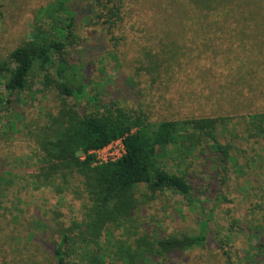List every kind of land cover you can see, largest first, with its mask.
Listing matches in <instances>:
<instances>
[{
  "label": "trees",
  "instance_id": "trees-1",
  "mask_svg": "<svg viewBox=\"0 0 264 264\" xmlns=\"http://www.w3.org/2000/svg\"><path fill=\"white\" fill-rule=\"evenodd\" d=\"M190 1L202 15L210 14L215 18L210 21L213 26L209 30L221 33L208 40L203 34V38L222 47L223 56L233 61L226 68L227 95H231L232 103L229 107L245 109L248 114L151 121L144 114H132L116 104L103 111H82L78 100L88 84L75 88L77 78L70 72L80 69L75 64L87 67V59L91 57L95 63L108 52L105 37L113 36L124 24L128 16L127 0H54L40 10L31 39L0 61V127L4 123L8 130L18 131L17 122L4 120L2 113L15 110L17 97L32 90L40 77L42 85L54 86L61 97L58 114H47L49 125L43 138L37 140L38 173L33 175V182L29 181L39 190L55 187V179L60 176L66 180L69 175H78L83 180L86 195L83 215L68 227H61L58 243L50 247L56 264H179L175 259L192 249L209 245L214 239L224 249L226 240L217 239L215 231L162 236L159 227L140 233V225L145 228L146 223L136 226L144 207L151 202L158 205L159 196L167 191L178 193L188 208L201 206L196 195L203 193L200 188L204 186H208L206 192L209 188L216 192L218 187V196L228 186L230 164L243 173L233 153L234 144L239 140H264V105H260L263 102L255 105L264 95L257 93L256 87L262 74L264 52L255 45H243L244 40L264 35V31L243 29L246 25L261 23L252 20L264 16V0ZM90 30L96 33L90 35ZM252 32L259 33L254 36ZM185 41H188L186 36ZM161 53L164 54L149 52L145 55L148 59L145 71L153 84L161 75V65H171L168 60L180 58L179 53L175 55L176 52L170 50ZM108 54L118 63L116 53ZM238 54L242 56L236 57ZM231 55L236 58L231 59ZM235 64L242 65L234 67ZM199 66V63L190 66L182 61L175 72L169 66L164 73L176 81ZM89 100L91 104L97 103L95 97ZM121 138L126 145V155L118 162L97 165L95 157L89 153ZM172 158L176 163L175 172L163 166L164 161ZM195 159L205 160L197 176L189 171ZM16 176L14 169L2 171L0 162V197H4L1 188L13 184ZM203 176H210L211 181L205 182ZM158 212L163 218L166 211ZM215 229L218 230V225ZM251 234L259 233L252 230ZM226 239L229 240V236ZM258 240L254 253L247 259L233 261V256L226 251L228 264H264L263 237Z\"/></svg>",
  "mask_w": 264,
  "mask_h": 264
},
{
  "label": "rangeland",
  "instance_id": "rangeland-1",
  "mask_svg": "<svg viewBox=\"0 0 264 264\" xmlns=\"http://www.w3.org/2000/svg\"><path fill=\"white\" fill-rule=\"evenodd\" d=\"M53 1L0 0V61L31 39L40 10ZM126 10L124 24L113 36L105 37L107 50L116 53L118 63L107 52L95 63L91 57L87 59V67L75 64L80 69L70 72L77 78L75 88L88 84L78 100L82 111H103L116 104L132 114H144L151 121L248 114L245 109L230 108L233 107H229L231 95L217 93L213 87L216 79L227 81L226 68L233 62L223 56L222 47L205 41L221 33L209 30L213 16L202 15L190 0H127ZM257 18L264 19V16ZM88 33L94 35L96 30ZM257 33L252 32L254 36ZM168 50L176 52L175 55L179 53L180 58L168 60L171 65H161V75L153 84L145 71L148 68L145 55L164 54L161 52ZM232 56L235 59L242 54ZM182 61L200 66L188 70L176 81L171 80L164 73L166 68L170 66L175 72ZM241 65L235 64V67ZM210 68H213L211 72ZM42 82L43 78H38L32 90L17 97L15 110L2 113L4 120L17 122L18 131L8 130L4 123L0 127L2 171L14 169L17 175L13 184L1 188L4 197H0V264H56L50 247L58 243L61 227H68L83 215L86 195L80 176L69 175L66 180L60 176L55 179V187L39 190L29 182L38 173L37 140L43 138L49 125L47 114L57 115L61 102L55 87L46 88ZM91 97L96 98V104H91ZM259 99L255 105L261 102L264 105V95ZM234 145L233 153L243 173L230 164L228 186L218 196V187L216 192L211 188L206 192L208 186H204L200 188L203 193L196 195L201 206L188 208L178 193L167 191L159 196L158 205L151 202L144 207L136 223V226L147 225L145 228L140 225V233L155 227L160 228L162 236L215 231L217 239H225L227 243L230 240L229 244L224 242V249L215 239L203 248L192 249L175 259L179 264H228L226 251L233 256V261L247 259L254 253L260 236L264 242V140H239ZM173 160L164 161V169L177 171ZM194 161L189 171L197 176L205 160ZM203 177L205 182L211 181L210 176ZM160 210L166 211L163 218L158 216ZM252 230L261 235H252Z\"/></svg>",
  "mask_w": 264,
  "mask_h": 264
},
{
  "label": "crops",
  "instance_id": "crops-1",
  "mask_svg": "<svg viewBox=\"0 0 264 264\" xmlns=\"http://www.w3.org/2000/svg\"><path fill=\"white\" fill-rule=\"evenodd\" d=\"M257 19H259V20H252V21L261 22L260 24L246 25V26H244L243 29H245L246 31H249V29L257 30V31H264V20L260 19V18H257ZM243 42H244L243 45H246V46L247 45H249V46L255 45V47L263 49V52H264V37L257 38V39L244 40ZM260 71L264 75V63L261 65ZM262 74L260 75V77H258V80L256 83L257 84L256 87H258L257 93H260V94H264V76ZM228 84H229L228 81H224V82L218 81V83L214 84L213 87L216 88L215 92H217V93L229 94Z\"/></svg>",
  "mask_w": 264,
  "mask_h": 264
},
{
  "label": "built area",
  "instance_id": "built-area-1",
  "mask_svg": "<svg viewBox=\"0 0 264 264\" xmlns=\"http://www.w3.org/2000/svg\"><path fill=\"white\" fill-rule=\"evenodd\" d=\"M126 153V145L124 139L121 138L112 141L102 149L91 151L89 154H92L95 157L97 165H104L118 162L126 155Z\"/></svg>",
  "mask_w": 264,
  "mask_h": 264
}]
</instances>
